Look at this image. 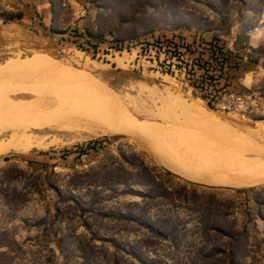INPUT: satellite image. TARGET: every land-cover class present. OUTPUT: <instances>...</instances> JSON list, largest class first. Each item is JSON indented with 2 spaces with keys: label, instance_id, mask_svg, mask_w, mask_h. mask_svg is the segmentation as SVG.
Wrapping results in <instances>:
<instances>
[{
  "label": "rangeland",
  "instance_id": "374dc122",
  "mask_svg": "<svg viewBox=\"0 0 264 264\" xmlns=\"http://www.w3.org/2000/svg\"><path fill=\"white\" fill-rule=\"evenodd\" d=\"M50 2L54 9V20L52 23L48 22L49 27L58 31L52 37L44 35L39 18L32 22L16 20L6 24L0 19V81L4 82L0 83V98L2 101L9 98L8 102L16 97L31 101L39 96L36 93H45L46 96L50 92L49 95L56 96L81 90L90 96H86L85 100H90L85 104H77L75 112L77 110L82 114L77 113L71 118L75 119V123L81 122L80 128L78 127L81 130L76 127L71 131L49 127L34 130L36 134L44 136L42 145L27 152H10L0 156V253L7 252V255L0 256V264H42L49 256L57 264H108L110 253L114 251L108 241L114 237L125 242H139L141 247H147L141 252L145 259H157L163 264H215L204 257L212 250H217L219 258L235 255V259L243 264H264V205L260 206L257 202V199L264 201V184L231 187L193 182L162 164L135 135H102L89 131L92 128L96 130L101 125V122L97 124L96 121L97 112L95 115L92 113L98 109L97 103H93L94 97L108 106L117 105L115 100L125 106H130V102L134 103L136 107H131V111L136 110L138 114L135 115L147 122L151 120L150 123H159L169 128L196 131L203 137H212L210 142L217 141L216 145H223L219 137L215 136L219 135L215 128L202 126L196 120L189 119L179 108L165 107L160 111L159 106H163L161 99L168 93L174 99L181 98L185 104H193L202 112L214 115L238 132L246 133L249 128L256 129L259 122H264V0ZM18 11L7 7V0H0L1 15ZM172 31L195 32L207 38H218L233 53L241 56L242 64L238 71L233 72V78L238 91L247 98L239 111L217 110L215 103L210 104L190 93L170 76H160L150 70L143 72L136 66L132 67L128 61L133 58L128 59L126 55L104 56V53L109 54L107 48L111 42ZM87 33L101 36L105 40L100 42L96 38H90L88 44ZM97 48L99 56L93 55ZM19 65L28 66L29 72L36 77L46 76L49 80L45 81L49 85L39 93L32 92L30 87L34 88L35 83L45 82L26 79L21 81L26 83L20 87L21 82L16 84V78L26 77L28 74H7V71ZM51 81L58 83L59 89L56 85L53 87ZM64 82L75 85L78 90L75 91L70 86L68 90V85ZM5 83L7 87H4ZM150 87L157 91L155 97L149 95L147 89ZM24 88L28 92H22L25 91ZM141 111L147 112L143 113L148 116L141 115ZM91 113L93 117H90ZM0 116L2 126L10 125L9 116ZM159 117L162 119L159 120ZM57 118L60 116H56L53 125L63 119ZM85 119L93 123L90 124ZM1 125L0 130L4 128ZM82 126L86 128L82 130ZM135 132L138 133L137 130ZM7 135L8 133L1 134L0 140ZM56 138L57 140L52 141ZM94 141H101L97 145L99 150H91L86 156L81 155L80 148L92 145ZM121 155H127L131 159L132 155H136L134 159L137 163L144 162L159 175L161 180L157 182L158 191L165 193L169 189V192L153 201L144 200L138 193H145V187L134 186L127 189L110 181L106 187L98 188L101 194L98 203L90 205V201L95 199L96 186L100 184L96 181H102L99 179L101 175H94V172L104 165L119 161ZM109 179L107 177L105 180ZM71 182L81 187L72 191ZM240 189L248 191L240 194ZM61 192L64 196L85 201L87 205L82 209L70 208L68 201L60 198ZM192 199L194 204L191 203ZM116 211L141 214L155 226L162 227L169 236L166 239L153 237L150 232L138 228L134 229L139 231L130 233L128 229H132V224L124 225L126 231L120 230V222L113 218ZM215 225L230 234L221 236L218 232L206 231V228L212 229ZM244 228L245 235L238 241L236 234ZM59 239L64 240V251L56 246ZM50 248L55 250V254L49 252ZM132 263L148 264V261H133L124 255L122 264Z\"/></svg>",
  "mask_w": 264,
  "mask_h": 264
},
{
  "label": "bare ground",
  "instance_id": "6f19581e",
  "mask_svg": "<svg viewBox=\"0 0 264 264\" xmlns=\"http://www.w3.org/2000/svg\"><path fill=\"white\" fill-rule=\"evenodd\" d=\"M27 67L28 66L19 65L15 67L13 70L10 71L6 70V71L7 74L9 73L12 76L28 74L26 75V77L23 76L22 78L19 77V79L16 78V81L18 80L17 82H15L16 84L26 79L29 80L33 79L36 82H42V81L45 82L44 84L35 83L36 86L34 88L30 87L32 92L38 91L39 93V91L45 89V86L49 85V83L46 84L47 81H45V80H49V78L48 79L45 78L46 76H44L43 74H40L43 76L39 75L40 77L38 76L36 77L33 73L29 72L30 70ZM11 79L13 80V78ZM9 81L10 83L12 82L10 79ZM9 81L6 80V82ZM52 82L53 81H51L53 87L55 85L56 87L58 86L57 85L58 83H56L55 81L54 83ZM68 82L71 83L72 81H68ZM68 82H64L65 84L68 85L67 86L68 90H69V86L72 87V89L73 87L75 88V85H70ZM23 83L26 82L25 81L21 82V85L19 83V86L21 87ZM1 84H4V82ZM5 84L6 86L4 85L3 86L7 87V83ZM27 84H29L28 81ZM16 86L17 85H15L14 88ZM150 88L147 89L149 95L151 97H155L157 95V91L154 89V87L151 89ZM74 90L75 91L78 90L77 87ZM0 91H1V87H0ZM26 91L27 90L22 92H26ZM140 92L142 91L140 90ZM70 93L73 92H69V93L67 92L65 94L56 95V96L49 95L51 94L50 92L46 96L44 95L45 93H43V95L41 93H40L41 95L36 93V95L39 96L37 98L35 97L34 100L25 101L26 98L22 99V97H16L15 100L10 99L9 102H8L9 98L7 97V95L3 94L8 99L5 100L6 101L5 102L4 100L2 101L0 98V115L9 116L10 118L6 117V119L9 118L8 121L11 120V122L9 121L10 125L5 124V127L4 125L2 126L0 124L1 127H4L3 129L0 130V135L8 133L6 137L4 136V138L2 137V139L0 140V156L8 154L10 152H17V153L27 152L31 150L33 147H38L42 145L44 143V136H40L36 134L34 130L38 131L49 127V128H57V130L58 128H60L62 130L71 131V130H75L73 127L78 128L81 122L75 123L74 122L75 119H71L78 113L77 110L75 112V106L81 103L85 104L90 100V99L85 100V97L87 96L88 98H90V96L88 93H85L81 90H79V92L78 91L74 92L73 94ZM31 97H32L31 99H33V96ZM178 97L179 96H177V98ZM174 98L175 97L170 93H168V95L165 96L164 98L162 99L160 98L161 103L164 107L159 106V110L161 109L160 111H163L165 107H169L173 109L179 108V110H181V112L189 119L191 120L193 119L194 121L196 120V122H198L202 126L205 125V126H210L211 128H215V130L217 131L216 133L219 134L215 136L216 138L219 137L223 145H216L217 141L210 142V140H213L212 137L210 138L203 137L200 134H198L196 131L187 130L185 128L184 130L177 128L175 129L169 128L166 126H161V124L159 123L158 124L150 123L151 120L147 122L146 119L144 120L138 115H135L138 114L136 113V110L133 112L131 111L133 110L131 107L135 106L134 103L130 102L128 103L130 106H125L123 104L117 103L115 98L114 100L117 105L113 104L108 106L104 102H100V100L98 99L96 100L93 97L92 99L93 103H97L96 106H98V109L97 111H93V112L91 111V112L94 115L96 114L95 112H97L96 121H98L97 124L101 122V125L98 128L96 127V130H93L92 128L94 124L91 125L92 127H89L90 126L89 125L88 127L92 128V130L89 129V131L90 133L93 132L94 134L102 133V135L107 133H123V134L129 133L132 136L135 135L139 138V141L146 148H148L153 154L156 155L157 159L162 164H164L166 167H168L175 173L193 182L203 183L213 186H231V187L256 186V185L264 184V122L262 121L259 122L257 124L258 126L256 129H251V128L247 129L246 133L238 132L233 126L219 121L214 115L202 112L198 107H194L193 104L190 105L185 104L184 100H182L183 102L181 101V98L179 99H174ZM88 111L90 110L88 109ZM141 112L143 113L145 111H141ZM167 112H168L167 114H169V111ZM92 113L90 114V117H93ZM142 113L141 115H144V117L145 115L148 116L147 114H145L147 112L143 114ZM149 113L150 112L148 110V114ZM164 113L166 112L164 111ZM81 114L78 113V115ZM57 115H59L60 118L63 119L61 120L60 118H57L60 119L61 122L58 123L56 122L57 124L53 125L52 123L56 121L55 118ZM78 115L76 117H78ZM83 115H85V113H83ZM164 115L165 114H163V116ZM179 116H182V114ZM164 117L166 118L167 116ZM66 118H70V119H66ZM161 119L162 118H160L159 120ZM1 121L2 123L4 122L3 120ZM87 122H89V120H87ZM89 123L91 124L93 122L91 121ZM84 126H82L83 127L82 130L86 128ZM79 128L78 130H81ZM135 130H137L138 133H136ZM54 140H57V138L53 139L52 141Z\"/></svg>",
  "mask_w": 264,
  "mask_h": 264
},
{
  "label": "built area",
  "instance_id": "2783aa9c",
  "mask_svg": "<svg viewBox=\"0 0 264 264\" xmlns=\"http://www.w3.org/2000/svg\"><path fill=\"white\" fill-rule=\"evenodd\" d=\"M107 51L109 54L104 56L122 54L133 58L128 64L143 72L150 70L160 76H170L190 93L215 103L217 110L239 111L247 98L238 91L231 75L235 70L232 51L218 38L172 31L109 45ZM93 52L100 55L99 48ZM236 62L240 67L242 60L236 58Z\"/></svg>",
  "mask_w": 264,
  "mask_h": 264
},
{
  "label": "trees",
  "instance_id": "16d2710c",
  "mask_svg": "<svg viewBox=\"0 0 264 264\" xmlns=\"http://www.w3.org/2000/svg\"><path fill=\"white\" fill-rule=\"evenodd\" d=\"M53 7H51V23L53 22ZM24 16V13L21 11H18L17 13H10L8 15H1L0 14V19L2 20V22L4 24L8 23V22H14L16 20L21 21L22 18ZM37 18H39V25L41 27H43V32L45 36L48 37H52L55 34H58V31L56 29H54L53 27H49V23L46 20L44 15H41L40 13L37 12ZM86 37V42L89 44V39L90 38H96L98 39L100 42H104V38H102L101 36H93L91 33H87ZM124 42L123 40L120 41H114L109 43V45H116L119 43ZM232 69L235 70H239V63L236 62V58L237 59H241V56L237 55L236 53L232 52ZM234 70V72H235ZM98 144H101V141H94L92 145H87V146H83L80 148V154L81 155H88L89 151L93 150V151H98L99 147H97ZM44 155H46L47 153H43ZM132 159L131 157H128L127 155H121L119 156V161H116L113 164L110 165H104V167L102 166V168L98 171H95L94 175L100 176L99 179L102 181H96L99 182L100 184L96 186V190L94 191V201H90V205L94 206L96 203H98V197L101 195L100 192L98 191V188L102 187H106V185L110 182V181H115L114 184L115 185H119V186H123L124 188H132L134 186H143L147 189V191L145 193H138V195L142 196V198L144 200H155L158 197H164L165 195L163 194H167L169 192V189H165V193H161L160 191H158L157 187V182H159L161 179H159V175H157V173L155 172L154 169L150 168L148 165H146L144 162H139L137 163V161H135L134 157H136V155H132ZM122 159V161H121ZM127 166V167H126ZM166 174H169V172H166ZM87 176H90V174H87ZM93 177V176H92ZM95 177V176H94ZM107 177H110V179L108 181H106L105 179ZM48 178L50 179V176H48ZM133 178V179H132ZM49 182V181H48ZM131 182V183H129ZM92 183H90L91 185ZM71 185L73 186L72 191L74 189H78L81 186H76L73 182H71ZM89 185V186H90ZM193 186H195V184H192ZM197 186V185H196ZM248 191V189H240L238 190V193L242 194V193H246ZM127 193V192H125ZM59 196L62 200H65V202L68 201L69 203V207H75L77 209H82L83 206L87 205L85 201H79L78 199H74L73 197L70 196H64V193H59ZM183 196L185 197V199L188 200V198L186 197L185 194H183ZM187 202V201H185ZM257 202L260 206L264 205V201H260L259 199H257ZM191 203L194 204L195 201L192 199ZM102 216H107V215H102ZM113 218L115 221L120 222V230L126 231L127 229H125L124 225L125 224H132V229H128L130 233L132 232H136L141 230H146L147 232H150L152 234V236H156V237H163V238H167L169 235L167 233V231H164L162 229V227H158L155 226L151 220L145 218L143 215L129 211L128 213L124 212V211H116V213L113 214ZM134 228H138L139 230H136ZM214 231V232H218L221 236H227V234H230L229 231L225 230L224 228L220 227L219 225H215L213 226L212 229H207L206 231L210 232V231ZM243 235H245V228L243 229V231H239L236 234V239L238 241L241 240V238H243ZM110 242L111 246L114 248L113 253H110L111 257L109 258V260L107 261L108 264H122L123 262V257L124 255H127L128 258H131L133 261L138 260L140 262H142L143 260L148 261V264H163V263H159V261H157V259H145V257L142 255V249L143 248H147V247H141L139 245V242L135 241V242H130V241H123L121 239H116V237H114ZM141 242V241H140ZM149 244V243H147ZM64 240L63 239H59V241H57L56 246L58 249H60L61 251H64ZM149 246V245H147ZM110 250V247H109ZM49 252L55 254V250L53 248L49 249ZM111 252V251H109ZM217 250H212L211 253L205 255V259L214 262L215 264H243L240 260H236L235 259V255L233 256H229V258H219L216 255ZM7 255V252H2L0 253V256H4ZM42 264H57L54 262L53 259H51V257H47L46 260L42 263ZM135 264V263H132Z\"/></svg>",
  "mask_w": 264,
  "mask_h": 264
},
{
  "label": "crops",
  "instance_id": "0c3cea01",
  "mask_svg": "<svg viewBox=\"0 0 264 264\" xmlns=\"http://www.w3.org/2000/svg\"><path fill=\"white\" fill-rule=\"evenodd\" d=\"M7 7L23 12L24 16L22 20L24 21H35L38 12L44 15L49 23L51 22L50 0H7Z\"/></svg>",
  "mask_w": 264,
  "mask_h": 264
}]
</instances>
